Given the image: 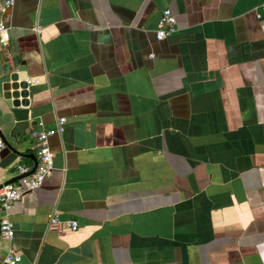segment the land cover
<instances>
[{
	"label": "crops",
	"instance_id": "obj_1",
	"mask_svg": "<svg viewBox=\"0 0 264 264\" xmlns=\"http://www.w3.org/2000/svg\"><path fill=\"white\" fill-rule=\"evenodd\" d=\"M261 2L14 0L0 11V77L27 84L0 91V185L32 167L30 132L65 118L47 138L50 174L8 208L0 264L9 252L17 264H264ZM163 8L176 31L157 40Z\"/></svg>",
	"mask_w": 264,
	"mask_h": 264
},
{
	"label": "built area",
	"instance_id": "obj_2",
	"mask_svg": "<svg viewBox=\"0 0 264 264\" xmlns=\"http://www.w3.org/2000/svg\"><path fill=\"white\" fill-rule=\"evenodd\" d=\"M14 0H0V11L12 5ZM259 10H264V2L258 5ZM259 17L260 14L256 13ZM176 31V24L174 15L168 8H163L156 20L155 38L161 40ZM7 40V28L5 24L0 21V42ZM65 118L58 117L55 120V125L48 129H35L30 132V136L35 141L37 148V163L34 170L30 174L26 172L30 169L24 164H17L15 170L20 175L18 180L13 183L0 185V238L10 240L12 238V224L8 219V208L12 201L16 200L22 192L32 191L39 187L43 179L50 174L52 168V153L47 147V138L53 134H61L64 130ZM4 147V141L0 137V148ZM49 222L57 223L59 219L52 215L49 217ZM66 224L70 229L74 230L77 222L75 220H68ZM2 261L5 264H17L20 261L18 254L9 252Z\"/></svg>",
	"mask_w": 264,
	"mask_h": 264
},
{
	"label": "water",
	"instance_id": "obj_3",
	"mask_svg": "<svg viewBox=\"0 0 264 264\" xmlns=\"http://www.w3.org/2000/svg\"><path fill=\"white\" fill-rule=\"evenodd\" d=\"M16 70L17 71H20L21 70V68L19 67V66H17L16 67ZM18 80V82H16ZM9 81H11L12 83L10 84L11 85V88L12 89H17V88H19L20 89V95H24L26 92V90H25V88H26V86H27V84H26V82L24 81V76H22V75H19V76H17V74H13L12 72H10V73H6V74H4L3 76H1L0 77V91L2 90L1 88H3V90L4 91H7L8 90V82ZM4 83V84H3ZM7 83V84H6ZM10 94H9V92H4V96L6 97V98H8V96H9ZM31 158H32V160H33V165H32V167L26 172V174H30L33 170H34V168H35V166H36V163H37V160H36V158L35 157H33V156H31ZM20 177V175H18V178ZM11 182V180H9L8 182H7V184L8 183H10Z\"/></svg>",
	"mask_w": 264,
	"mask_h": 264
}]
</instances>
